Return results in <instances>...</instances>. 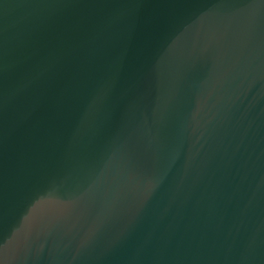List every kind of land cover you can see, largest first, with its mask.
<instances>
[{
  "label": "water",
  "instance_id": "obj_1",
  "mask_svg": "<svg viewBox=\"0 0 264 264\" xmlns=\"http://www.w3.org/2000/svg\"><path fill=\"white\" fill-rule=\"evenodd\" d=\"M0 264H264V0H0Z\"/></svg>",
  "mask_w": 264,
  "mask_h": 264
}]
</instances>
